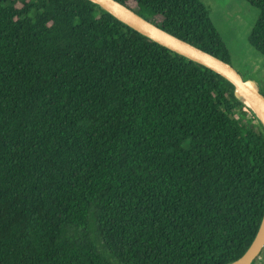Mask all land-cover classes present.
I'll use <instances>...</instances> for the list:
<instances>
[{"label": "trees", "instance_id": "1", "mask_svg": "<svg viewBox=\"0 0 264 264\" xmlns=\"http://www.w3.org/2000/svg\"><path fill=\"white\" fill-rule=\"evenodd\" d=\"M118 1L230 63L200 0ZM244 1L264 58V0ZM244 108L90 0H0V264L236 260L264 211V128Z\"/></svg>", "mask_w": 264, "mask_h": 264}, {"label": "water", "instance_id": "2", "mask_svg": "<svg viewBox=\"0 0 264 264\" xmlns=\"http://www.w3.org/2000/svg\"><path fill=\"white\" fill-rule=\"evenodd\" d=\"M113 17L167 49L201 64L228 80L234 94L253 110L264 128V94L250 78H244L230 63L206 52L157 26L118 0H90ZM264 248V211L250 245L236 260L228 264H252Z\"/></svg>", "mask_w": 264, "mask_h": 264}, {"label": "rangeland", "instance_id": "3", "mask_svg": "<svg viewBox=\"0 0 264 264\" xmlns=\"http://www.w3.org/2000/svg\"><path fill=\"white\" fill-rule=\"evenodd\" d=\"M200 1L208 7L213 24L229 49L230 64L244 78L252 79L264 90V58L248 44V35L258 18V9L244 0ZM132 7H135L133 2ZM243 110L250 123L256 126L259 119L254 118L248 108ZM253 264H264V248Z\"/></svg>", "mask_w": 264, "mask_h": 264}, {"label": "bare ground", "instance_id": "4", "mask_svg": "<svg viewBox=\"0 0 264 264\" xmlns=\"http://www.w3.org/2000/svg\"><path fill=\"white\" fill-rule=\"evenodd\" d=\"M246 104L248 105V102L246 101Z\"/></svg>", "mask_w": 264, "mask_h": 264}]
</instances>
